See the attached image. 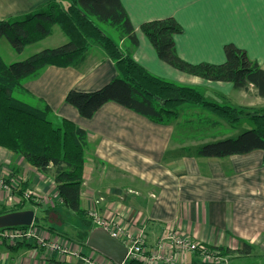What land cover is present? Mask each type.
Here are the masks:
<instances>
[{
    "label": "crops",
    "instance_id": "0c3cea01",
    "mask_svg": "<svg viewBox=\"0 0 264 264\" xmlns=\"http://www.w3.org/2000/svg\"><path fill=\"white\" fill-rule=\"evenodd\" d=\"M120 1L139 40L138 48L133 51L134 59L150 73L199 88L206 98L207 93L217 97L219 101H213L218 103L264 108V99L253 86L249 92L237 91L231 83L206 81L164 63L141 30L145 22L173 17L185 31L175 37L183 60L193 64H223L227 60L224 47L233 43L246 50L264 69V0ZM49 2L0 0V19H19ZM48 40L52 41L35 53L67 42L58 28ZM122 45L130 48L129 44ZM26 50L22 55L11 52L19 61L29 57L25 56ZM117 74L115 62L95 45L81 68L50 66L39 78L25 85L31 94L51 107L56 118L69 120L88 133L90 150L84 166V208L96 207L116 226L134 236H144L146 246L153 252L166 231L178 230L197 243L237 251L246 242L253 252L264 253V152L256 150L226 159L198 158L185 150L186 145L192 146L188 145V139L180 142L176 134V141L173 140V125L154 123L115 102L105 104L93 118L86 119L66 102L71 90H99ZM246 127L241 130L245 131ZM9 165H19L24 172L33 173L29 176L31 179L25 181L31 184L29 193L38 195L40 192L46 200L52 194L58 195L54 179L49 182L23 159H16L0 147V177ZM7 194L0 191V204ZM62 233L72 235L69 229ZM63 234L48 235L71 242ZM72 244L87 258L102 264L112 262L83 244ZM195 257L193 253L185 254L180 262L192 263ZM0 264L85 263L71 255L56 253L50 257L47 250L37 244L15 249L2 241Z\"/></svg>",
    "mask_w": 264,
    "mask_h": 264
},
{
    "label": "trees",
    "instance_id": "16d2710c",
    "mask_svg": "<svg viewBox=\"0 0 264 264\" xmlns=\"http://www.w3.org/2000/svg\"><path fill=\"white\" fill-rule=\"evenodd\" d=\"M56 28L67 38L58 47L13 63H6L0 54V147L23 159L31 168L52 176L59 197L55 206L43 212L41 219L36 217L38 228L50 235H61L67 226L66 217L78 219L79 227L71 231L72 235H63L85 246L96 228L82 201L84 166L90 150L88 133L69 120L56 118L51 107L25 86L50 66L81 68L95 45L115 62L118 74L99 90H71L67 94L66 102L83 118L91 119L105 104L115 102L154 123L175 125L180 142L187 140L183 134H192L193 142H202V145H186L185 150L198 158L226 159L256 150L264 152V108L257 110L209 100L201 89L157 77L134 59L133 51L138 48L139 40L120 0H50L45 7L19 19H0V42L8 40L15 53L22 55L29 45L49 38ZM108 30L117 33L118 41ZM141 30L159 59L172 68L206 81L231 83L237 91L249 92L253 86L264 99V69L246 50L227 44L225 63L193 64L178 54L175 37L185 31L175 18L145 22ZM122 44H129L130 48ZM244 119L252 125L237 137L222 140L215 137L213 142L204 143L208 139L206 134L222 123L235 128ZM23 207L14 210L3 207L0 215L22 211ZM23 245L35 246L25 242L10 247L16 249ZM207 246L224 256L232 252L243 255L253 252L246 242L237 251ZM125 264L145 263L128 260Z\"/></svg>",
    "mask_w": 264,
    "mask_h": 264
},
{
    "label": "built area",
    "instance_id": "2783aa9c",
    "mask_svg": "<svg viewBox=\"0 0 264 264\" xmlns=\"http://www.w3.org/2000/svg\"><path fill=\"white\" fill-rule=\"evenodd\" d=\"M8 180L12 181L11 179H0V189L10 190L7 184ZM11 187L19 188L20 182H18V186L11 185ZM88 213L96 228H104L113 238L119 239L128 247L127 261L140 260L145 264H181L180 259L183 255L195 252L203 263L229 264L228 256L221 255L219 251L212 250L203 243L193 241L181 231H166L158 248L153 252L146 246L147 240L144 236H134L125 228L116 226L108 218L103 217L96 207L91 208ZM0 240L10 246H18L25 242L37 244L39 247L46 249L50 257L59 253L64 256L71 255L82 259L85 264H102L85 257L79 247H74L73 241L52 239L46 232L38 228L35 223L29 227L0 230ZM109 264L115 263L112 261Z\"/></svg>",
    "mask_w": 264,
    "mask_h": 264
},
{
    "label": "rangeland",
    "instance_id": "374dc122",
    "mask_svg": "<svg viewBox=\"0 0 264 264\" xmlns=\"http://www.w3.org/2000/svg\"><path fill=\"white\" fill-rule=\"evenodd\" d=\"M6 20H9V19H6ZM10 20H14V19H10ZM108 32H109V34L114 36L116 41H118L116 32L109 31V30H108ZM48 39H50V37L39 42V43H37V44L29 45L27 47L26 52H25V56H31V55L35 54L36 50L39 47L46 45L50 41H52V40H48ZM44 41H47V42H44ZM11 51H14L11 44L9 43L8 40L3 39V41L0 42V52H1L2 57L4 58L6 63H13V62H16L18 60L17 56H15L17 54L13 55L12 54L13 52H11ZM208 94L209 93L206 94L208 99H210L212 101L213 100L219 101V99L217 97H215V96L213 97L212 95H208ZM21 99L24 101H28L24 97H21ZM221 104H225V103H221ZM251 125H252V123L250 121H247L246 119L242 120L241 124H238L237 127H235V128L232 127L231 125H229L227 122H224V123H222L221 127L213 129V131H210L209 134H206L209 136V139L204 140V143L205 142H213V138H215V137H217V138L220 137V138H218V140L227 139V138H235L241 132H243L241 130L242 128L247 126L246 129H248L251 127ZM173 126H175V125H173ZM246 129H244V130H246ZM203 132L204 131H201L200 133H203ZM197 133H199V132H197ZM182 137L187 138L189 140L188 145H192V146L197 147L198 145L202 144V142H200V143L193 142L192 134H188V135L183 134ZM173 140L176 141V127H175V131H174ZM16 159H17V157H16ZM24 163H26V162L24 161ZM3 172H4V174H2V177L4 179H11L12 181L8 180V182H7L8 187H10V190L0 189V191H7L8 192V194H7L8 196L1 198L2 202L0 204V210L3 207H5L7 210H14V209H20V208H22V206H24L23 207L24 210L35 211L36 217L38 219H41L43 217V212L46 209L55 206L56 202L59 201V197L54 196L55 194L50 195L51 200L50 199L46 200L45 196H42V194L40 192H38V195L29 193V190L31 189V184L26 183L25 181H28V179H31V177H29V176H33V173L30 174L28 171L24 172V170L21 169L19 167V165H17V166H15V165L10 166L9 165L8 169H4ZM35 172L41 173V172H38L36 170H35ZM23 173H25V176ZM43 175L44 174H42V176ZM2 177H0V179H2ZM45 177L48 179L49 182H52V180L54 179L52 176L45 175ZM18 182H20L19 188L11 187V185H13V186L17 185L18 186ZM53 182H55V181H53ZM90 209L91 208H89L87 211H89ZM39 221H40V223L45 224L44 221H42V220H39ZM65 224H67V226H65V229H67V230L69 229V231H72L74 228L79 227L78 219L74 220V218H73V220H71L70 218L66 217ZM40 229H42L47 234H50L45 229H43V228H40ZM0 242H2V240ZM77 244H79V243H77ZM5 248H6V246H5ZM87 248H89V247L87 246ZM193 254L196 255V257L194 258L192 263H187V264H206V263H203L202 261H200V258L197 256V254L195 252ZM228 261H229V264H264V253L261 252L260 250L254 251L251 255H243L239 252H236V253L232 252L230 255H228ZM221 264H225V263H221Z\"/></svg>",
    "mask_w": 264,
    "mask_h": 264
},
{
    "label": "water",
    "instance_id": "95a60500",
    "mask_svg": "<svg viewBox=\"0 0 264 264\" xmlns=\"http://www.w3.org/2000/svg\"><path fill=\"white\" fill-rule=\"evenodd\" d=\"M36 212L33 210L14 211L0 215V230L29 227L35 223ZM86 245L109 258L115 264L127 262L128 247L119 239L113 238L104 228L93 229Z\"/></svg>",
    "mask_w": 264,
    "mask_h": 264
}]
</instances>
